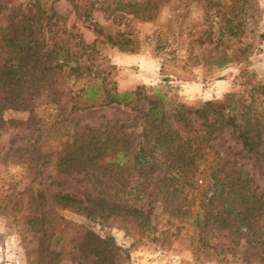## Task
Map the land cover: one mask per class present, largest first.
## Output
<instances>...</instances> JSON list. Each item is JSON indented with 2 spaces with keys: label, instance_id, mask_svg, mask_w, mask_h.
<instances>
[{
  "label": "rangeland",
  "instance_id": "1",
  "mask_svg": "<svg viewBox=\"0 0 264 264\" xmlns=\"http://www.w3.org/2000/svg\"><path fill=\"white\" fill-rule=\"evenodd\" d=\"M73 1L0 0V264H264V160L228 128L181 145L264 82V0Z\"/></svg>",
  "mask_w": 264,
  "mask_h": 264
},
{
  "label": "trees",
  "instance_id": "2",
  "mask_svg": "<svg viewBox=\"0 0 264 264\" xmlns=\"http://www.w3.org/2000/svg\"><path fill=\"white\" fill-rule=\"evenodd\" d=\"M73 7L76 14H80L78 11L82 9V4L80 1H73ZM79 9V10H78ZM83 13V12H82ZM83 19L86 17L83 15ZM99 33V31H95ZM107 43L115 45L119 51H123L124 47L120 44H115L109 36H106ZM239 86H241L242 92L245 96H240L236 99H225L221 104L213 106L211 110V119H208L202 109L194 110L192 113L197 116V119H201L200 128L194 131L188 138H186L181 145H185L190 148V152H195L198 150L199 146L203 142H208L212 137L213 133L220 131L223 128H228L230 133L235 136L236 141L240 144L242 150L249 154H254L256 158L264 160V82L258 83L255 81L253 74L248 73L245 67L239 70L238 74ZM104 91L103 101L105 106L108 105H122L128 106L131 103V98L136 96L134 93H118L115 89L105 90L99 86L85 88L82 91L83 100L89 102L91 105L95 103L100 92ZM150 105L147 113L152 114L155 117L158 114V108L155 106V103L149 101ZM90 105V106H91ZM84 147H88V150H91L93 144L88 146L86 142ZM177 151H181L178 148V145L175 146ZM137 156H133V160ZM192 160V158H191ZM190 160V161H191ZM60 201H67L68 203H76V200L64 195L58 197ZM250 201L249 198L241 197L243 200L242 205H247L245 207V212L241 214V220L239 218V224L249 228V220L254 219L259 211L264 208L263 202L260 200V197L251 195ZM130 216L139 215V211L133 208H128L125 210ZM225 210H223V213ZM222 215V213H221ZM248 215L249 217H244ZM213 223H219L223 227H228L229 223L224 219L220 220L214 218ZM244 222V223H243ZM258 242V237L255 243Z\"/></svg>",
  "mask_w": 264,
  "mask_h": 264
}]
</instances>
